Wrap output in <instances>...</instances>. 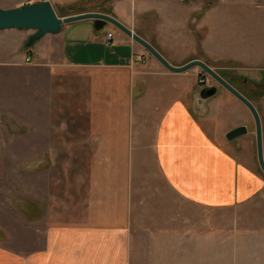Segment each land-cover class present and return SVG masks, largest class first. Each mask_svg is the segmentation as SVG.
<instances>
[{"label":"crops","instance_id":"0c3cea01","mask_svg":"<svg viewBox=\"0 0 264 264\" xmlns=\"http://www.w3.org/2000/svg\"><path fill=\"white\" fill-rule=\"evenodd\" d=\"M47 1L55 11L113 17L172 67L199 60L197 9L188 1ZM107 25L62 24L28 48L32 31H0V172L14 163L24 180L29 164L34 180L46 181L33 200L20 193L32 251L0 247V264H198L213 255L214 210L245 205L263 190L237 151L240 138L221 140L210 127L219 107L196 109L197 69L170 72ZM169 35L188 54L177 58L163 39ZM226 94L242 122L245 107ZM8 96L22 112L8 107Z\"/></svg>","mask_w":264,"mask_h":264},{"label":"rangeland","instance_id":"374dc122","mask_svg":"<svg viewBox=\"0 0 264 264\" xmlns=\"http://www.w3.org/2000/svg\"><path fill=\"white\" fill-rule=\"evenodd\" d=\"M7 1L10 0H0V5H5ZM188 2L197 9L194 15L197 26L193 28L198 44L197 57L253 105L261 123L264 155V0ZM107 28L104 29L105 33ZM112 29L117 28L113 26ZM163 39L169 42L171 48L168 49L176 50L177 58L188 54L187 47L181 44L182 39H176L174 35ZM151 40L154 46H158L153 37ZM205 47L209 51H206ZM150 59H153L151 55ZM196 69L199 72L200 90L212 87L216 89V94L209 99H202L199 90L197 102L194 100L196 109L209 113L213 107H219L220 112L213 115L209 125L220 135L221 140L227 141L225 134L232 128L246 126L247 134L239 137L241 145L237 151L243 154L245 167L263 182L260 194L247 200L245 205L214 210L213 255H207V260L198 257V264H201V261L203 264H264V255H254L255 252L264 253V174L256 158L253 117L241 103L245 107L246 116L242 122L235 123L236 112L226 99V89L200 68ZM21 98L23 99V95ZM6 99L12 111L17 113L19 109V112H22L16 97L8 96ZM13 122L16 125V121ZM9 152V160L12 162L16 159L17 148L9 149ZM32 166L26 165L24 180L18 178L14 163L5 164V172H0V247L15 253L19 248H25L29 252L33 248L34 229L32 224L24 222L26 212L19 205V200L23 199L20 193L25 188L26 199L33 200V188H44L46 185L42 177L34 180Z\"/></svg>","mask_w":264,"mask_h":264},{"label":"water","instance_id":"95a60500","mask_svg":"<svg viewBox=\"0 0 264 264\" xmlns=\"http://www.w3.org/2000/svg\"><path fill=\"white\" fill-rule=\"evenodd\" d=\"M187 2L189 0H179ZM80 20H92L93 28L96 31L103 29L107 24L116 27L119 31L133 39L135 42L144 47L148 53L154 57L163 67L170 72L181 73L191 68H200L203 72L213 78L221 87L226 89L233 97L241 102L251 113L254 120L257 162L261 172L264 174V158L262 147L261 123L257 111L253 105L240 93H238L230 84L218 76L211 68L200 60H192L181 67L170 66L165 59L147 42L132 33L129 29L119 23L109 15L96 12L81 13L71 16L58 17L55 10L47 0H40L38 3L24 4L13 9L0 8V31L2 30H19L32 31L25 43V47H30L44 35L56 34L60 31L61 25ZM216 94V89L205 88L200 92L202 99H208ZM247 134L246 126H238L229 130L225 134L227 141H232Z\"/></svg>","mask_w":264,"mask_h":264},{"label":"trees","instance_id":"16d2710c","mask_svg":"<svg viewBox=\"0 0 264 264\" xmlns=\"http://www.w3.org/2000/svg\"><path fill=\"white\" fill-rule=\"evenodd\" d=\"M56 14L58 17H63V16H71L75 13H74V10L72 9L71 6H67L65 8H61V9L57 10Z\"/></svg>","mask_w":264,"mask_h":264},{"label":"built area","instance_id":"2783aa9c","mask_svg":"<svg viewBox=\"0 0 264 264\" xmlns=\"http://www.w3.org/2000/svg\"><path fill=\"white\" fill-rule=\"evenodd\" d=\"M104 39H105V44H106V45H110L111 42H112V40H113V36H112L111 33H107V34L105 35V38H104ZM25 62H26V63H29V62H30V58H29V57H26Z\"/></svg>","mask_w":264,"mask_h":264},{"label":"flooded vegetation","instance_id":"af4514ba","mask_svg":"<svg viewBox=\"0 0 264 264\" xmlns=\"http://www.w3.org/2000/svg\"><path fill=\"white\" fill-rule=\"evenodd\" d=\"M244 84H245V81H244ZM201 92V91H200ZM200 94V93H199ZM209 99V98H208ZM261 134H262V129H261ZM262 147H263V144H262ZM256 158H257V152H256ZM263 158H264V155H263ZM258 163V162H257Z\"/></svg>","mask_w":264,"mask_h":264}]
</instances>
